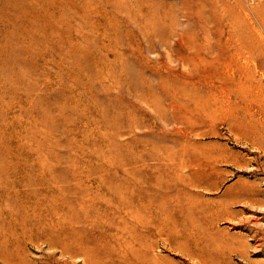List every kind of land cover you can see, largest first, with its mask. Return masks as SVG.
Masks as SVG:
<instances>
[{
	"label": "rangeland",
	"instance_id": "rangeland-1",
	"mask_svg": "<svg viewBox=\"0 0 264 264\" xmlns=\"http://www.w3.org/2000/svg\"><path fill=\"white\" fill-rule=\"evenodd\" d=\"M264 0H0V264H264Z\"/></svg>",
	"mask_w": 264,
	"mask_h": 264
},
{
	"label": "bare ground",
	"instance_id": "bare-ground-1",
	"mask_svg": "<svg viewBox=\"0 0 264 264\" xmlns=\"http://www.w3.org/2000/svg\"><path fill=\"white\" fill-rule=\"evenodd\" d=\"M264 223V222H263Z\"/></svg>",
	"mask_w": 264,
	"mask_h": 264
}]
</instances>
